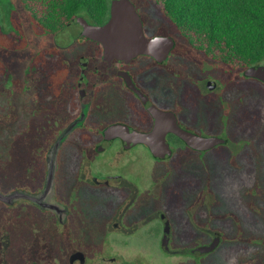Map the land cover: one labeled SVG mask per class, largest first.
<instances>
[{"label": "flooded vegetation", "instance_id": "obj_1", "mask_svg": "<svg viewBox=\"0 0 264 264\" xmlns=\"http://www.w3.org/2000/svg\"><path fill=\"white\" fill-rule=\"evenodd\" d=\"M13 1L18 20L10 40L18 48L0 45L12 55L10 66L0 57V192L10 195L0 200V264H208L223 242L222 228L210 225L222 216L225 168L237 166V183L247 177L254 189L252 131L258 124L264 129V83L249 72L264 69V59L244 67L213 60L175 38L167 21L158 24L142 0H130L147 38L173 40L166 56L107 59L99 42L82 35L76 17L66 43L63 30L33 31L40 42L16 83L12 52L30 40ZM47 36L58 62L51 81ZM74 49L84 50L67 62L64 54ZM256 88L253 104L237 96ZM155 116L168 117L171 128L223 142L195 149L168 131L170 155L156 157L136 139L153 130ZM75 121L58 148L51 192L48 152ZM17 122L25 128L16 130ZM17 134H24L19 144ZM65 153L69 175L58 183Z\"/></svg>", "mask_w": 264, "mask_h": 264}, {"label": "trees", "instance_id": "obj_2", "mask_svg": "<svg viewBox=\"0 0 264 264\" xmlns=\"http://www.w3.org/2000/svg\"><path fill=\"white\" fill-rule=\"evenodd\" d=\"M37 32L59 33L76 17L103 22L110 0H18ZM160 13L196 51L225 65L244 67L264 59V0H143ZM71 3V4H70ZM70 4V8L65 9ZM48 12L40 16V11ZM47 10V11H46ZM56 12V14H53ZM50 15V16H49ZM61 16L60 19H57ZM18 20L12 0H0V45L17 47L10 29ZM59 20V22H57ZM48 49V80L57 76V55ZM55 58V59H54ZM252 199V198H251Z\"/></svg>", "mask_w": 264, "mask_h": 264}, {"label": "rangeland", "instance_id": "obj_3", "mask_svg": "<svg viewBox=\"0 0 264 264\" xmlns=\"http://www.w3.org/2000/svg\"><path fill=\"white\" fill-rule=\"evenodd\" d=\"M16 4H19L20 15L23 21H25L26 31L25 34L29 36L30 43L28 46L21 51H13L12 54L16 57V64L14 65L15 70V82L20 83L23 81V72L26 67L28 57L31 52L35 50L37 45L39 44V38H35L34 30L31 26L30 29V21L23 9V5L18 0H14ZM141 8H146L147 12L150 13V16L155 18L157 23H164L167 20L164 19L159 11L160 4L159 3H149L142 0ZM71 4V3H70ZM70 4H67L65 9L70 8ZM47 11V10H46ZM48 13V12H46ZM45 11H40L39 15H45ZM56 14V12H53ZM50 16V15H49ZM61 16H58L57 19H60ZM146 19V15L143 16ZM15 22V21H14ZM59 22V20H57ZM168 24H170L167 21ZM166 23V24H167ZM15 24V23H14ZM77 24L74 21L70 22V25L63 29V38L64 42L71 39V36L77 29ZM31 25V24H30ZM172 32L175 38L183 40V38L178 34L176 29L172 24ZM158 30L160 32L166 33V29L163 27H159ZM171 30V28H170ZM36 31V30H35ZM61 33V34H62ZM36 34L37 31H36ZM31 36V37H30ZM33 36V37H32ZM66 39V40H65ZM62 41V39H61ZM46 46L51 49L50 46H53L52 40L50 36H47ZM84 49H74L69 51V53H65V60L71 62L70 56H76L78 52L83 51ZM10 52L0 49V57L5 61V64L10 66ZM264 64V62H262ZM8 93V90H6ZM240 95V96H239ZM259 90L256 88V91L252 90L251 92H239L237 96L238 98H245L247 102L253 104V102L258 101L259 98ZM7 100V94L4 95L1 101ZM244 102V101H243ZM1 103V102H0ZM4 103V102H2ZM6 105V103H5ZM19 124L15 123L16 130H18L17 125L22 126V129L25 128L24 123ZM7 128V125H6ZM254 134L253 147L254 151V159L252 162L253 165L250 167L254 168V189L252 191V187H248V179L247 177L239 175L241 178L244 177V182H238L235 180L234 176L237 171V166H228V168L224 170L223 174V185H224V195L222 202V216L220 218H216L215 216L212 219L210 226L215 227L216 225L222 228V244L219 247L218 251L213 255L209 256L208 264H217L221 262V264H264V129L261 125H257L255 130L252 131ZM24 134H17L15 141L16 144L20 143L24 140ZM68 153H65L60 159L59 171L57 174L58 183L62 181V179H66L69 175L68 173ZM145 164H150L149 160L144 161ZM242 162V160L240 161ZM248 159L244 161L246 164V169H248L247 165ZM240 166V165H239ZM148 169L153 168L154 166H146ZM183 167V166H182ZM185 168H189V166H185ZM165 168L161 166V171ZM166 170V169H165ZM241 173L244 172V166H241ZM167 173V178L170 176L169 171H165ZM177 174V173H176ZM163 177V175H162ZM170 177H173L171 175ZM169 177V178H170ZM2 188L5 186L0 185ZM250 190V197L252 200L248 201V192ZM214 220V221H213Z\"/></svg>", "mask_w": 264, "mask_h": 264}, {"label": "water", "instance_id": "obj_4", "mask_svg": "<svg viewBox=\"0 0 264 264\" xmlns=\"http://www.w3.org/2000/svg\"><path fill=\"white\" fill-rule=\"evenodd\" d=\"M77 20L83 24L82 35L97 41L103 48V54L107 59L125 60L134 58L139 54H147L154 58L166 56L173 46V40L165 37L147 38L143 32V25L134 4L130 0H110L109 18L101 26L87 25L83 18ZM249 74L261 79L264 83V69L252 68ZM155 118L153 130L148 134H139L137 141L147 144L156 157L163 158L170 155L164 135L168 131L175 132L189 146L195 149H205L215 143L223 142L220 139H206L198 137L179 128H171L168 117ZM167 121V122H166ZM78 121L70 124L58 137L48 152L47 185L49 191L54 186V173L56 168V156L58 148L64 138L75 127ZM167 124V125H166ZM115 129H109V133ZM52 192V191H51ZM10 195L0 192V200L8 202ZM212 247H209L211 249ZM208 249V248H207ZM208 249V250H209Z\"/></svg>", "mask_w": 264, "mask_h": 264}]
</instances>
